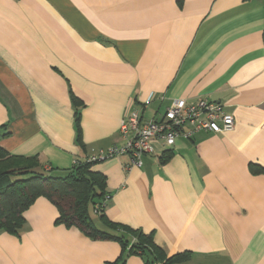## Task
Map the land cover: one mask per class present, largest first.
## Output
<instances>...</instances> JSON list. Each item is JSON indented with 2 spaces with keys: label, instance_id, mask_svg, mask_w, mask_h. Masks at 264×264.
<instances>
[{
  "label": "crops",
  "instance_id": "1",
  "mask_svg": "<svg viewBox=\"0 0 264 264\" xmlns=\"http://www.w3.org/2000/svg\"><path fill=\"white\" fill-rule=\"evenodd\" d=\"M198 98L220 103L232 130L153 142L140 168L127 156L94 164L104 218L151 234L167 258L187 253L177 264H264V0H0V148L10 156L62 177L122 146L126 113L150 120ZM57 216L36 198L16 233L0 232V264H144Z\"/></svg>",
  "mask_w": 264,
  "mask_h": 264
},
{
  "label": "trees",
  "instance_id": "2",
  "mask_svg": "<svg viewBox=\"0 0 264 264\" xmlns=\"http://www.w3.org/2000/svg\"><path fill=\"white\" fill-rule=\"evenodd\" d=\"M71 100L75 107V129L79 133L77 108L81 102L73 96ZM166 159L161 160L164 162ZM94 164L76 162L65 175L54 177L45 173L35 158L10 156L0 148V232L16 233L23 224L24 211L36 198L43 197L56 207L57 224L76 227L93 240H115L120 244L122 254L140 256L144 264H177L186 260L187 253L167 258L151 234L104 218L108 195L104 177L91 170ZM92 213L105 228L118 234L113 235L94 226Z\"/></svg>",
  "mask_w": 264,
  "mask_h": 264
},
{
  "label": "built area",
  "instance_id": "3",
  "mask_svg": "<svg viewBox=\"0 0 264 264\" xmlns=\"http://www.w3.org/2000/svg\"><path fill=\"white\" fill-rule=\"evenodd\" d=\"M233 126L232 115L225 113L220 103L204 98L190 103L175 99L158 118L144 120L138 113H126L119 124L123 145L99 150L86 161L97 163L127 156L131 166L140 168L143 156L153 152V142H161L165 148H170L177 138L189 139L200 131L224 133L232 130Z\"/></svg>",
  "mask_w": 264,
  "mask_h": 264
}]
</instances>
